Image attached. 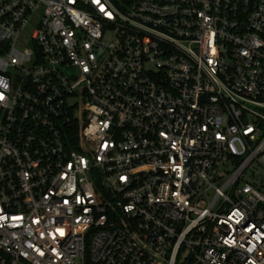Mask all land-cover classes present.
<instances>
[{
  "label": "built area",
  "instance_id": "1",
  "mask_svg": "<svg viewBox=\"0 0 264 264\" xmlns=\"http://www.w3.org/2000/svg\"><path fill=\"white\" fill-rule=\"evenodd\" d=\"M0 264H264V0H0Z\"/></svg>",
  "mask_w": 264,
  "mask_h": 264
}]
</instances>
